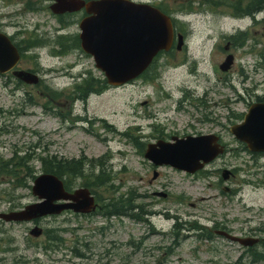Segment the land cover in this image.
Returning <instances> with one entry per match:
<instances>
[{
  "label": "rangeland",
  "instance_id": "obj_1",
  "mask_svg": "<svg viewBox=\"0 0 264 264\" xmlns=\"http://www.w3.org/2000/svg\"><path fill=\"white\" fill-rule=\"evenodd\" d=\"M28 1L44 3L45 10L20 15ZM151 1L162 2L172 11L173 2L178 0ZM194 1L198 3L195 12L176 15L183 25L185 47L175 50L172 59L160 58L158 78L137 80L91 95L86 102L76 101L73 116L86 121L63 123L46 113L42 93L45 84L69 91L88 73L102 79L94 60L83 52L64 57L55 56L51 47L26 52L39 57L27 55L19 69L37 71L42 80L38 86L23 84L11 73L0 75V157L9 159L14 152L30 155L37 174L42 166L36 158L44 152L86 161L103 158L112 181L110 191L99 188V195L106 198L116 192L117 197L130 196L133 205L140 208L133 212L147 220L73 213L45 218L39 226L59 231L65 240L52 251L45 250L48 236H30L34 224L0 220V264H264L253 262L248 250L213 231L210 239L198 237L201 231L193 226L194 222L209 228L218 226V230L226 228L237 236L264 240V157L252 158L229 131L252 103L264 98V13L255 24L252 18L238 19L224 8ZM49 4L45 0H0V28L16 42L33 33L55 40L79 32L78 24L58 31L57 22L46 9ZM238 32H249L247 46L225 52L228 38ZM229 53L234 55L235 64L231 72L223 74L219 65ZM30 100L37 105L31 106ZM71 108L70 102L65 103L63 114ZM130 128H139L134 133L142 136L146 145L172 136L217 134L228 152L202 174L156 168L139 146L120 135ZM235 168L237 177L225 182L222 171ZM86 171L99 174L100 169L94 163ZM21 180L22 184L15 181L9 185L0 177V214L37 202L23 184L27 181L30 185L31 179L21 176ZM80 184L82 180L75 188ZM225 188H234L237 194L230 198ZM75 249L81 258H76Z\"/></svg>",
  "mask_w": 264,
  "mask_h": 264
},
{
  "label": "water",
  "instance_id": "obj_2",
  "mask_svg": "<svg viewBox=\"0 0 264 264\" xmlns=\"http://www.w3.org/2000/svg\"><path fill=\"white\" fill-rule=\"evenodd\" d=\"M56 2L52 7L56 14L76 12L84 7L89 14H94L81 24L82 47L95 57L97 67L106 74L110 84L121 85L135 78L148 67L159 50L169 49L172 44L171 20L156 9L138 7L130 10L123 7L118 0H102L89 4L81 0ZM19 58L11 42L0 35V72L13 69ZM232 63L233 57L230 56L221 66V70L228 71ZM15 75L30 84L38 81L31 74L20 72ZM232 132L239 140L247 143L250 151L264 152V104L253 105L245 122L233 127ZM173 141L175 143L159 141L149 145L145 157L157 166L170 165L193 174L223 153L214 136L174 138ZM33 193L45 201L28 206L22 212L1 215V218L7 222L29 221L49 214H59L64 210L90 213L95 209L94 199L87 190L69 195L63 184L52 175L39 177L35 181ZM62 200L74 201L75 204H55ZM31 234L40 237L42 230L35 228ZM239 241L246 246L256 243L253 240Z\"/></svg>",
  "mask_w": 264,
  "mask_h": 264
},
{
  "label": "trees",
  "instance_id": "obj_3",
  "mask_svg": "<svg viewBox=\"0 0 264 264\" xmlns=\"http://www.w3.org/2000/svg\"><path fill=\"white\" fill-rule=\"evenodd\" d=\"M201 5H207L212 6L216 8L223 7L227 9L228 11H231L234 16L236 17H246V16H254L257 13L264 12V0H201ZM187 8L189 10H192V2H189ZM247 34H239L236 37L230 38L235 44L242 42L241 46L246 44L247 41ZM74 47H77L78 44H73ZM236 46V45H235ZM69 49V48H67ZM66 49V50H67ZM65 49L58 52L60 55H66L68 52ZM94 79L92 76H89L87 79H85L81 86L75 87L74 92H72V96L76 95V97L79 98H86L89 93L91 92V89L93 87ZM108 85L106 81L104 82V86L101 88L100 92L107 89ZM49 95V104L52 102L57 101L60 97H66V95H62L60 93L52 92L49 88L46 89ZM68 98V97H66ZM258 101H263L264 98H259ZM129 135V134H127ZM137 145L143 150L144 144L141 142H137ZM38 159L41 162L42 165V171L45 173H54L60 177H64L71 173L75 174V172L81 170V164L72 161V162H66V161H59L57 157L55 156H42L39 155ZM32 161V158L30 155L27 156H19L18 154H15L14 157L11 160L5 161L3 158L0 157V177L5 178L6 181L10 184H13L15 181H18V183L22 184V181L20 179L21 175L24 174L25 177L28 178H35L34 175V168L30 165ZM72 174V175H73ZM24 186H26V182L23 183ZM130 201H125L122 197L118 200L113 199L110 203L105 204L102 208L105 212L109 214H116L120 213L121 211H125L130 207L129 204ZM132 209V208H131ZM47 236L49 240H47V244L45 246V250H54V247H59L60 245L64 244V240L61 238L60 234L57 232H52V230L47 232ZM264 256V254H261ZM258 260L263 259L257 258ZM13 264H19L17 262Z\"/></svg>",
  "mask_w": 264,
  "mask_h": 264
},
{
  "label": "bare ground",
  "instance_id": "obj_4",
  "mask_svg": "<svg viewBox=\"0 0 264 264\" xmlns=\"http://www.w3.org/2000/svg\"><path fill=\"white\" fill-rule=\"evenodd\" d=\"M136 209H140V208H136ZM136 209H135V210H136ZM139 215H140V214H139Z\"/></svg>",
  "mask_w": 264,
  "mask_h": 264
}]
</instances>
